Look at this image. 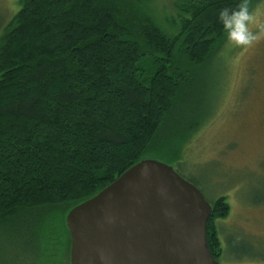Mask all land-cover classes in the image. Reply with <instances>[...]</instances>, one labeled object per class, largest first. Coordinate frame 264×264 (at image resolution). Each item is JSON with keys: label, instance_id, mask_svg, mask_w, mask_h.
<instances>
[{"label": "trees", "instance_id": "obj_1", "mask_svg": "<svg viewBox=\"0 0 264 264\" xmlns=\"http://www.w3.org/2000/svg\"><path fill=\"white\" fill-rule=\"evenodd\" d=\"M240 3L179 0L161 21L155 0L19 1L0 31V264H70L74 208L144 160L180 163L212 116L200 77L227 40L218 13ZM211 205L220 263L230 206Z\"/></svg>", "mask_w": 264, "mask_h": 264}, {"label": "rangeland", "instance_id": "obj_2", "mask_svg": "<svg viewBox=\"0 0 264 264\" xmlns=\"http://www.w3.org/2000/svg\"><path fill=\"white\" fill-rule=\"evenodd\" d=\"M20 0H0V31ZM179 0H155L161 21L177 16ZM253 31L264 24V0L248 4ZM1 35V32H0ZM200 77L212 116L189 136L176 172L210 204L225 198L226 219L217 221L220 264H264V41L253 48L226 43ZM206 110V108H205ZM7 248L22 258V246Z\"/></svg>", "mask_w": 264, "mask_h": 264}, {"label": "water", "instance_id": "obj_3", "mask_svg": "<svg viewBox=\"0 0 264 264\" xmlns=\"http://www.w3.org/2000/svg\"><path fill=\"white\" fill-rule=\"evenodd\" d=\"M212 212L173 167L144 160L68 214L70 264H220L208 243Z\"/></svg>", "mask_w": 264, "mask_h": 264}, {"label": "clouds", "instance_id": "obj_4", "mask_svg": "<svg viewBox=\"0 0 264 264\" xmlns=\"http://www.w3.org/2000/svg\"><path fill=\"white\" fill-rule=\"evenodd\" d=\"M254 21L249 12L247 0H241L235 8H223L218 13V22L222 25L227 40L245 48H253L264 41V24H258L253 31L250 24Z\"/></svg>", "mask_w": 264, "mask_h": 264}, {"label": "flooded vegetation", "instance_id": "obj_5", "mask_svg": "<svg viewBox=\"0 0 264 264\" xmlns=\"http://www.w3.org/2000/svg\"><path fill=\"white\" fill-rule=\"evenodd\" d=\"M193 184V183H192ZM197 187V186H196ZM199 189V188H198Z\"/></svg>", "mask_w": 264, "mask_h": 264}]
</instances>
